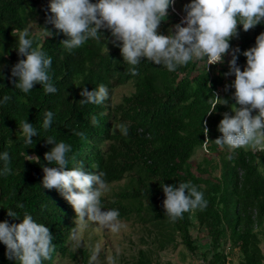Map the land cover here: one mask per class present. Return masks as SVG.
<instances>
[{
    "label": "trees",
    "instance_id": "obj_1",
    "mask_svg": "<svg viewBox=\"0 0 264 264\" xmlns=\"http://www.w3.org/2000/svg\"><path fill=\"white\" fill-rule=\"evenodd\" d=\"M176 2L174 8L178 7ZM48 3L0 0V101L5 95L11 97L7 103H0V153L7 151L11 159V173L0 175V222H20L7 215L11 209L21 219L28 213L48 227L55 251L43 264H55L67 256L81 264H100L91 261L88 249L79 254L70 249L75 212L58 190L41 185V166L47 165L44 153L52 147L46 138L54 136L56 142L71 146L69 157L75 160L70 159L66 168L83 164L85 171H103L106 183L126 179L110 197L101 198L105 210L119 211V220L139 224L138 242L142 246L126 260L122 256L125 264H171L160 262L158 255L178 245L193 255L200 252L199 264H227L233 248L241 253L240 264H264L260 246L264 239V141L255 148H221L211 141L222 135L217 125L222 113L230 109L218 104L213 114H206L215 102L212 93L234 103V88L230 87L234 75H224L229 71L231 54L228 58L225 55L223 64L209 65L208 71L205 60L169 72L163 65L141 59L136 66L139 75L133 76L117 46L120 42L114 45L108 30H102L99 40L89 38L79 48L66 49L60 41L67 37L46 24L51 15ZM34 20L39 32L29 31V38L34 41L33 47L43 45L52 59L49 75L57 88L55 93H45L39 84L28 93L14 87L18 78L11 75L12 66L24 58L17 53L15 33L27 29ZM43 27L54 35L43 39ZM238 32L239 37L229 43L240 49V67L246 63L243 51L254 46L255 37L264 32V22L247 32L238 25ZM100 84L108 88L109 99L102 105H82V88L91 91ZM118 85H129L131 90L115 103L112 94ZM47 111L53 112V122L45 130L42 124ZM93 115L99 124H92ZM24 118L38 133L32 137V147L25 144L20 129ZM121 123L128 126L126 136L118 129L112 133ZM79 132L84 136L77 135ZM202 148L203 156L193 162V155ZM229 155L231 160L227 159ZM28 156H37L40 162ZM2 168L0 161V171ZM215 170L218 176L213 175ZM189 181L203 192L207 207L185 212L182 219L172 222L162 206L165 196L160 184L176 186ZM191 228L204 230L207 240L203 246L192 236ZM6 251L0 242V264H16L8 259Z\"/></svg>",
    "mask_w": 264,
    "mask_h": 264
},
{
    "label": "clouds",
    "instance_id": "obj_2",
    "mask_svg": "<svg viewBox=\"0 0 264 264\" xmlns=\"http://www.w3.org/2000/svg\"><path fill=\"white\" fill-rule=\"evenodd\" d=\"M175 0H49L46 24L63 33L66 39L60 41L69 51L79 48L89 38L100 39L102 30H108L113 37L111 41L120 48L123 61L130 67L131 75H139L137 67L141 59L151 61L155 65H163L169 72H174L180 66L197 60L206 61V71L209 65L223 64L226 54H231L228 60L229 71L224 75H234L230 87L234 88V103L226 98L212 93L215 102L206 113L213 114L217 105H227L230 112L222 113V119L217 128L222 134L214 142L223 148L231 150L255 147L264 141V32L255 37L254 46L243 51L246 66L241 70L237 64L239 47L233 48L229 41L239 37L238 25L247 32L264 22V0H190L183 5L184 15L179 23L172 25L168 34H160L158 29L169 16V9H174ZM19 59L12 66L11 75L18 79L14 87L24 93L33 89L34 85L43 86L45 93H55L57 88L49 75L52 59L43 50V45L33 47V39L29 38V30H17ZM53 31L43 27L42 38L52 37ZM107 52L108 49L106 48ZM2 75V74H0ZM210 87V85H208ZM229 85L225 86L227 91ZM80 95L84 97L79 102L82 105H102L109 99L108 88L100 84L94 90L82 88ZM11 99L5 95L0 103ZM255 111L256 114H253ZM231 113V114H230ZM93 125L99 124L95 115L91 117ZM53 122V112L47 111L42 127L47 130ZM205 142L207 139V122H203ZM20 129L26 145L34 144L32 137L37 136V130L32 123L24 118ZM119 130L121 135L128 134V126L121 123L115 125L112 133ZM77 135L83 137L84 133ZM46 143L52 145L44 153L47 166L43 165L41 185L46 189H56L71 205L75 212V221L86 227L88 223L98 224L102 229L119 232L122 225L119 221V211L105 210L102 196L109 191L103 171L99 173L84 170L83 164L66 168L70 159L71 146L63 141L56 142L54 136H48ZM33 157L39 163V157ZM233 157L229 155L227 159ZM3 168L0 175L11 173V159L7 151L0 153ZM165 199L162 206L172 222L182 219L185 212L207 207L204 194L189 182H180L176 186L160 184ZM22 208L23 205L19 204ZM7 215L19 218V223L0 222V242L6 246L8 259L16 264H43L52 259L55 251L53 235L44 224L34 221L33 217L24 213L22 219L18 213L9 209ZM70 239L76 248L82 243L81 233L73 229ZM102 245L96 244L91 255V261L98 260Z\"/></svg>",
    "mask_w": 264,
    "mask_h": 264
},
{
    "label": "rangeland",
    "instance_id": "obj_3",
    "mask_svg": "<svg viewBox=\"0 0 264 264\" xmlns=\"http://www.w3.org/2000/svg\"><path fill=\"white\" fill-rule=\"evenodd\" d=\"M190 0H177L176 4L178 7L170 8L169 16L166 21L162 22L158 31L160 34L167 35L169 28L181 21L183 12V5L189 3ZM178 16V18L173 15ZM30 32L38 33L39 29L36 25V21H31L27 27ZM113 38V37H112ZM236 43H234V46ZM229 54H227L228 58ZM246 63L241 65L240 68L243 69ZM131 90L129 85H118L114 88L112 94V100L116 103L120 100L123 94L128 93ZM253 114H256L255 111ZM255 148V147H253ZM203 148L198 149L192 157V161L195 162L203 156ZM217 156V153L213 154ZM218 171L215 170L213 175L218 176ZM126 179H121L117 182L107 183L109 186V191L104 194V198H108L113 192L117 191L121 186L124 185ZM122 227L119 232H112L108 229H102L98 224L88 223L86 227H81L76 222L75 229L81 233L82 243L79 248H76L72 240L70 241V249L76 254H79L80 250L88 249L92 255V251L96 244L102 245V251L99 255L98 262L100 264H125L122 260L124 256L125 260L133 253V251L138 247L142 246L141 242H138V236L140 235L139 224L133 220H119ZM191 234L194 238L200 240L199 245L207 240L204 230H197L196 228H191ZM228 245V244H227ZM264 252V239L260 244ZM228 250V247L227 249ZM233 254H229L227 264H240L241 253L233 248ZM200 252L195 253V255L189 253L182 245H178L177 248H169L161 251L158 255V260L162 263L170 261L171 264H199L200 263ZM55 264H81L67 257H63L60 261H56Z\"/></svg>",
    "mask_w": 264,
    "mask_h": 264
}]
</instances>
